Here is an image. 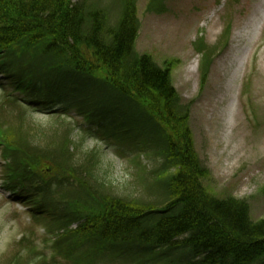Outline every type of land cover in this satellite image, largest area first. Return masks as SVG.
<instances>
[{"label":"trees","instance_id":"16d2710c","mask_svg":"<svg viewBox=\"0 0 264 264\" xmlns=\"http://www.w3.org/2000/svg\"><path fill=\"white\" fill-rule=\"evenodd\" d=\"M138 1L0 0L4 185L67 264H264V218L205 188L191 105L171 66L137 51ZM167 1L150 0L148 11L165 13ZM195 49L204 85L217 47L200 38ZM37 113L63 133L33 124ZM87 141L96 146L84 150ZM102 148L155 161L140 179L146 196L132 191L139 182L115 192ZM7 260L51 264L32 249Z\"/></svg>","mask_w":264,"mask_h":264},{"label":"rangeland","instance_id":"374dc122","mask_svg":"<svg viewBox=\"0 0 264 264\" xmlns=\"http://www.w3.org/2000/svg\"><path fill=\"white\" fill-rule=\"evenodd\" d=\"M149 3L139 0L137 4V51L163 67L171 66L181 100L191 105L195 149L210 172L205 188L220 199L247 201L252 220L263 219L264 0H168L162 14L148 11ZM200 38L209 48L217 47L204 85L202 57L195 49ZM50 116L37 113L32 122L63 133L60 121ZM94 146L95 142L87 141L84 150ZM101 150L105 178L115 192L122 193L125 186L139 182L141 190L132 191L146 196L139 175L144 176L155 161L144 156L126 162L113 150ZM1 176L0 170V264L18 248L44 253L51 264H67L59 258L53 263L51 237L31 223L24 204L3 188Z\"/></svg>","mask_w":264,"mask_h":264}]
</instances>
